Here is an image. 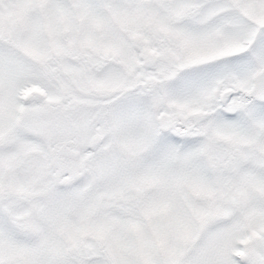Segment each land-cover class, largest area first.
<instances>
[{
	"label": "snow or ice",
	"instance_id": "snow-or-ice-1",
	"mask_svg": "<svg viewBox=\"0 0 264 264\" xmlns=\"http://www.w3.org/2000/svg\"><path fill=\"white\" fill-rule=\"evenodd\" d=\"M0 264H264V0H0Z\"/></svg>",
	"mask_w": 264,
	"mask_h": 264
}]
</instances>
